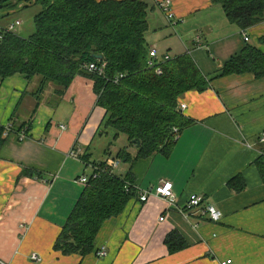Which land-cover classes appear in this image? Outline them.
I'll return each instance as SVG.
<instances>
[{
	"label": "crops",
	"instance_id": "0c3cea01",
	"mask_svg": "<svg viewBox=\"0 0 264 264\" xmlns=\"http://www.w3.org/2000/svg\"><path fill=\"white\" fill-rule=\"evenodd\" d=\"M143 1L149 7L148 47L171 57L193 50L197 67L211 81L206 91L187 92L179 99L187 106L183 116L188 124L170 152L155 153L131 167L141 190L170 182L174 205L156 198L140 204L133 197L121 214L103 224L93 253L80 257L54 252L85 187L76 179L90 172L84 161L103 162L119 149L102 140L108 139L106 132L100 133L105 112L96 106L94 82L87 76H76L66 89L49 83L37 104L39 79L27 82L15 74L0 81V128L10 124L18 131L29 126V138L20 142L9 133L0 139L2 264H264V184L256 166L258 138L264 134V77H217L245 45L264 50L258 42L264 22L246 30L245 43L241 30L226 21L212 0H172L177 33L157 8L161 0ZM16 11L2 19L0 27L12 23ZM196 37L202 49L195 48ZM95 142L101 157L93 152ZM127 170L122 164L120 175ZM236 176L243 180L241 192L227 184ZM191 194L216 207L220 220L212 222L198 210L184 215ZM171 233L184 243L175 253H169L164 242ZM102 246L108 254L98 259L96 251Z\"/></svg>",
	"mask_w": 264,
	"mask_h": 264
},
{
	"label": "trees",
	"instance_id": "16d2710c",
	"mask_svg": "<svg viewBox=\"0 0 264 264\" xmlns=\"http://www.w3.org/2000/svg\"><path fill=\"white\" fill-rule=\"evenodd\" d=\"M21 3L30 4L22 10L32 6L40 10L33 17L31 35L2 34L0 81L15 74L27 82L39 79L35 95L38 104L49 83L66 89L76 76H87L94 82L96 106L105 112L101 127L114 132V141L121 136L126 141L112 156L127 166L126 174L90 180L53 245V251L63 256L85 257L96 250L103 224L121 214L134 197L135 193L124 190L126 181L133 182V164L155 153L167 155L175 144L172 129L180 132L188 124L176 113L178 100L187 92L206 91L211 81L188 53L162 63L161 74L148 67L149 7L143 0H0V21L18 10ZM212 3L219 5L226 21L241 31L264 22V0ZM258 42L264 47V36ZM97 55L102 59L94 58ZM90 63L98 68L105 65L104 76L88 73L83 66ZM244 73L264 77V50L245 45L224 63L217 77ZM120 75L123 77L115 84ZM2 135L0 128V139ZM257 149L263 153L256 166L264 184V143L258 142ZM227 184L236 192L244 189L240 176ZM164 242L169 253L184 247L175 233Z\"/></svg>",
	"mask_w": 264,
	"mask_h": 264
},
{
	"label": "built area",
	"instance_id": "2783aa9c",
	"mask_svg": "<svg viewBox=\"0 0 264 264\" xmlns=\"http://www.w3.org/2000/svg\"><path fill=\"white\" fill-rule=\"evenodd\" d=\"M29 5L30 4L28 3H21L17 6V9L20 10L23 7L29 6ZM156 5L159 11L164 15L165 20L167 21L168 25L172 29H175V26L177 25V20L172 10V6H173L172 0H161V1H158ZM20 25H21V22L16 20L14 23H10L6 25L5 27H0V40L2 38L3 33L15 34L16 28L19 27ZM240 34L243 38V41L245 43H248L249 36L246 30L245 31L242 30ZM195 39H196L195 48L199 49L200 48V37H196ZM188 54L192 56L193 50L191 52H188ZM171 59H172L171 56L165 55V54L161 56L156 47H151L149 48V51H148L147 65L150 68H154V72L156 74H161L160 65ZM104 67L105 65H101V67L98 68L92 63L83 66V68L88 73H94L98 77L104 76V72H103ZM122 77L123 76L120 75L117 79L114 80V83L117 84L118 80ZM186 108H187L186 104L178 100L176 113L183 116L184 115L183 113L186 110ZM2 128H3L4 136L8 135L9 133H15L17 136V140L20 142L29 138L27 128L25 129L21 128L19 131H14L12 125L10 124H6ZM61 129H65V127L61 126ZM172 130L174 134L173 141L175 142L179 137V131L177 128H173ZM258 142L264 143V134H262L258 138ZM246 147L250 148L249 145H247ZM259 153L260 155L263 154L261 151H259ZM71 155L76 158L79 156V154H71ZM84 164H85L86 169H89L90 172L88 174H83L82 176L76 179V183H78L79 185L86 186L90 180L99 179L104 175H108L110 177H119V176L121 177L120 171L122 169V162L119 159L108 158L103 162L93 163V164H90L89 162L84 161ZM124 190L127 193H130V192L135 193L134 197L137 199V201L140 204L147 203L149 200L153 198L164 200L170 206H173L175 203V200L172 194V184L170 182L162 181L158 184V186L155 187L154 190L152 189L141 190L135 182L130 183L126 181L124 183ZM197 210L199 211L202 217H206L212 222H218L221 218V212L216 207H214L213 205L205 204L204 200L202 199L200 195L191 194L189 195L187 199V202L184 206V211L182 213L187 216L189 214H193ZM159 221L160 222L163 221V218H159ZM107 254L108 253L104 246L100 247L96 251V257L98 259L105 258ZM32 259L36 261L38 260V257L36 255H32ZM0 264L2 263L0 262ZM221 264H230V261H225L224 263H221Z\"/></svg>",
	"mask_w": 264,
	"mask_h": 264
},
{
	"label": "rangeland",
	"instance_id": "374dc122",
	"mask_svg": "<svg viewBox=\"0 0 264 264\" xmlns=\"http://www.w3.org/2000/svg\"><path fill=\"white\" fill-rule=\"evenodd\" d=\"M39 10H40L39 7L32 6V7L23 9V10L21 9V11L19 10V12H17V14L14 17L13 16L11 17V22L12 23H14L16 21V19L17 20L20 19L18 21H21V25L16 28V32H17V34L19 36L27 37V36H29V35H31L33 33V31H34L33 17L39 12ZM167 26L170 27L169 25H167ZM169 31H171V30H169ZM176 32L178 33L177 29H176ZM176 32H174V33L172 32V34L176 35ZM100 131H101L100 133H102V132L105 133L106 132V134L108 135L107 136L108 137L107 140H106V138H104L102 140H105V143H107V144L109 142H111V144H113L117 148V150L126 145V141H125V138L123 136H121L119 138V139H121L120 141L117 140L118 142L115 143V141H114V132L112 130L105 129V127L102 126ZM172 133H173V130H172ZM96 139H99V138L97 137ZM93 147H94V151L93 152H94V154L96 156H100V157L103 156V153H102L101 149L98 148V147H100L99 143L95 142ZM104 148L105 147H103V149Z\"/></svg>",
	"mask_w": 264,
	"mask_h": 264
},
{
	"label": "water",
	"instance_id": "95a60500",
	"mask_svg": "<svg viewBox=\"0 0 264 264\" xmlns=\"http://www.w3.org/2000/svg\"><path fill=\"white\" fill-rule=\"evenodd\" d=\"M94 58H96L97 60H101V59H102V57H101V56H99V55H97V56H94Z\"/></svg>",
	"mask_w": 264,
	"mask_h": 264
}]
</instances>
